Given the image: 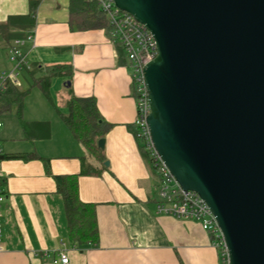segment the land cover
Returning a JSON list of instances; mask_svg holds the SVG:
<instances>
[{
    "label": "crops",
    "instance_id": "crops-1",
    "mask_svg": "<svg viewBox=\"0 0 264 264\" xmlns=\"http://www.w3.org/2000/svg\"><path fill=\"white\" fill-rule=\"evenodd\" d=\"M31 2L38 6L28 29L19 19ZM70 2L0 0V77L13 68L14 42L33 36L23 48L29 69L19 76L28 94L21 109L0 114V264H54L59 251L70 264H223L198 222L158 213L157 176L135 135L132 69L119 60L106 29L71 28ZM54 66L69 70L46 92L35 81ZM72 98H95L106 123L104 150L75 138L65 121ZM20 155L32 157L10 158ZM85 166L99 173L82 175ZM59 176H77L80 201L95 206L98 244L70 242Z\"/></svg>",
    "mask_w": 264,
    "mask_h": 264
},
{
    "label": "water",
    "instance_id": "water-1",
    "mask_svg": "<svg viewBox=\"0 0 264 264\" xmlns=\"http://www.w3.org/2000/svg\"><path fill=\"white\" fill-rule=\"evenodd\" d=\"M114 1L157 43L144 67L157 153L209 206L228 264H264V0Z\"/></svg>",
    "mask_w": 264,
    "mask_h": 264
},
{
    "label": "built area",
    "instance_id": "built-area-1",
    "mask_svg": "<svg viewBox=\"0 0 264 264\" xmlns=\"http://www.w3.org/2000/svg\"><path fill=\"white\" fill-rule=\"evenodd\" d=\"M106 15L111 26L112 41L118 42L130 62L132 83L137 106L136 137L154 166L159 197L157 211L160 215L181 220L195 221L212 238L213 246L223 255V264H228V251L219 224L205 201L193 191L184 190L157 153L151 138L147 119L151 114L148 90L144 78V67L158 55L153 34L130 13L120 10L114 0H94ZM33 36L18 39L10 50L13 68L0 77V93L6 91L9 82L17 84L20 74L29 69L23 48ZM1 127V124H0ZM2 153L0 149V154ZM4 200L0 187V203ZM2 229L0 224V242ZM54 264H70L69 255L59 251Z\"/></svg>",
    "mask_w": 264,
    "mask_h": 264
},
{
    "label": "trees",
    "instance_id": "trees-1",
    "mask_svg": "<svg viewBox=\"0 0 264 264\" xmlns=\"http://www.w3.org/2000/svg\"><path fill=\"white\" fill-rule=\"evenodd\" d=\"M37 2H31L29 15L21 17L19 21L24 28H32L35 23ZM15 18H10L9 24H14ZM70 26L73 29L86 31L94 29H106L111 35V26L106 15L100 10L99 5L94 0H71L70 2ZM119 60L126 65H130L122 46L115 42ZM69 70L66 66H54L47 71L44 77L35 81L44 91H48L51 79L61 76L63 72ZM28 92L22 91L16 84L9 82L6 91L0 93V114L11 112L15 107L22 108ZM65 121L75 138L91 151L99 152L98 142L103 138L106 124L99 113L95 98L77 99L72 98L70 102V113L65 116ZM26 130L27 125L24 124ZM137 128L135 129V135ZM141 149L148 158L153 172L156 174L154 166L148 154ZM31 155L11 156L10 158L29 159ZM91 166H85L82 175L98 174ZM60 191L64 196L66 215L69 225L70 242L76 246L96 245L99 241L98 223L93 204H86L80 201L77 193V176L56 178ZM5 185V181L0 179V187Z\"/></svg>",
    "mask_w": 264,
    "mask_h": 264
},
{
    "label": "rangeland",
    "instance_id": "rangeland-1",
    "mask_svg": "<svg viewBox=\"0 0 264 264\" xmlns=\"http://www.w3.org/2000/svg\"><path fill=\"white\" fill-rule=\"evenodd\" d=\"M25 76V75H24ZM24 76L22 75L20 78H19V81H20V85L22 86V83L21 82H24ZM22 89L25 91H28L29 89H30V85H26V84H24L23 86H22ZM28 89V90H27Z\"/></svg>",
    "mask_w": 264,
    "mask_h": 264
}]
</instances>
